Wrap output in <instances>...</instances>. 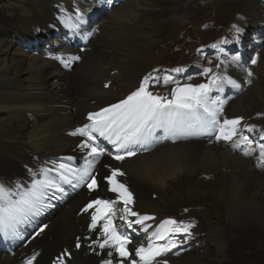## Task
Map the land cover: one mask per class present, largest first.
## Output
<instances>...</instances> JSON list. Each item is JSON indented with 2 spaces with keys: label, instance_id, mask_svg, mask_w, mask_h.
<instances>
[{
  "label": "bare ground",
  "instance_id": "6f19581e",
  "mask_svg": "<svg viewBox=\"0 0 264 264\" xmlns=\"http://www.w3.org/2000/svg\"><path fill=\"white\" fill-rule=\"evenodd\" d=\"M29 1V5H13L22 12L27 31L31 30L28 22L35 20L40 29L49 30L50 24L60 29L45 40L41 50L13 54L8 64L0 65V183L8 187L28 186L38 178L40 166L65 153L82 157L86 151L78 145L83 140L71 133L85 122L87 113L119 102L135 91L149 70V55L157 47L156 34L145 31L154 27L150 14L139 13L143 8L138 0H128L130 5L126 6L113 3L105 17L90 24L88 44L78 47L63 41L69 32L66 19L73 17L72 5L78 0ZM44 3L45 10L41 7ZM5 45L6 41L0 39V53ZM57 51L80 57L71 71L63 72L56 62L47 59ZM260 91L244 89L228 101L226 118L243 117L242 122L247 123L246 118L252 114L249 112L255 110L252 106L264 102V91L263 95ZM111 167L125 173L117 179L133 194V210L155 217L145 222L149 228L163 221L167 207L186 197L213 206L218 217L214 223L205 221L203 229H194L193 237L199 236L198 241L221 249L227 232L264 230V171L258 169L260 165L229 151L215 139L175 144L158 140L147 151H138L123 162L102 158L94 174L98 190L89 192L85 187L42 224L47 227L28 245H20L12 255L0 253V264H13L32 250L39 251L35 264H51L55 254L65 256L66 252L71 257L65 256L66 264H101L103 259H113L105 256L110 249L94 247L92 254L86 250L83 237L90 213L81 212L94 197L114 198L104 179ZM77 238L82 241L80 249L73 247ZM113 257L114 262L117 257ZM166 259L170 264L203 263L199 254Z\"/></svg>",
  "mask_w": 264,
  "mask_h": 264
},
{
  "label": "snow or ice",
  "instance_id": "6c2138e0",
  "mask_svg": "<svg viewBox=\"0 0 264 264\" xmlns=\"http://www.w3.org/2000/svg\"><path fill=\"white\" fill-rule=\"evenodd\" d=\"M98 4L106 3V0H96ZM75 19L78 23L84 22V13L79 7L73 9ZM241 29L237 28L239 34ZM238 42V41H237ZM227 43V41H221ZM215 47V46H214ZM223 52V49H219ZM68 66V58L59 56ZM79 56L71 57V60H79ZM221 60L220 64H224ZM239 56H233L232 61L238 62ZM255 64L256 60L253 59ZM220 65H217L219 68ZM173 72L179 74L185 69L174 68ZM248 76L253 72L246 70ZM206 77V82L196 85L181 84L174 80L172 76H165L163 84L174 83L175 87L170 90V96H162L150 91V87H155L160 83H150L149 78H145L137 89L127 95L119 102L112 103L108 107L102 108L98 112H91L87 115L89 124H84L77 128L71 135L84 137V141L78 145L81 151H86L87 166L83 169H71L66 164H60L58 170L49 169L51 173L55 171V176L46 173L41 174V178L34 179L29 186L22 187L17 184L8 187L0 183V235L19 236L18 227L34 220L49 207L51 201L59 199L56 194H64V184H72L73 180L79 183H86L89 192H96L99 184L92 169L95 168L99 158L105 154L104 149L96 145L98 137L107 138L114 146L115 153L112 158L123 162L126 159L135 157L138 150H148V145L153 139L156 129H164L169 136L178 137L193 131L218 130L217 140L232 141L237 135L238 126L241 125L243 117L223 118L224 106L228 103V98L223 97L225 85H230L234 89H239L240 85L230 76L220 73H213L212 68H205L200 73ZM211 74V75H210ZM105 84V87H108ZM215 93L216 95H213ZM193 121L195 123H193ZM252 130L251 127L248 128ZM264 140V135L260 137ZM241 141L251 147L252 142L247 136L241 135ZM259 156L264 161V144H259ZM247 154V153H246ZM67 159L71 160L72 157ZM105 167H109L105 165ZM125 173L118 167L110 168V175L105 176L107 191L114 193V198L94 197L81 209L82 213H90L91 222L88 225L89 231L100 230L102 242L97 244L101 250L110 249L105 253L106 257H113V251L121 258L119 264H169L166 257L169 253L179 255L180 252H173L180 249L187 238L192 235L191 229L194 224H184L182 221L168 219L163 221L158 230L148 237L147 246L135 247L134 252L129 250V245L133 243L127 232L122 231L117 225L116 217L120 213L119 219L128 229H133L134 225H141L144 232H148L150 225L145 226L146 221L154 220L155 217L141 215L133 210V194L127 185L118 177ZM122 204L123 208H117ZM90 210H92L90 212ZM134 217L135 219H129ZM47 225L42 226L36 235L44 231ZM183 235L184 241H178L175 235ZM81 244L77 242L76 247ZM100 255V253H97ZM70 259V254L65 253ZM35 256L32 257V260ZM113 259H103L101 264H113ZM32 260L29 264H32ZM56 264H64V257H58Z\"/></svg>",
  "mask_w": 264,
  "mask_h": 264
},
{
  "label": "rangeland",
  "instance_id": "374dc122",
  "mask_svg": "<svg viewBox=\"0 0 264 264\" xmlns=\"http://www.w3.org/2000/svg\"><path fill=\"white\" fill-rule=\"evenodd\" d=\"M78 1L80 4H75L90 10V13H95L99 10L95 0ZM138 1L145 11L143 12V10L140 9L139 13L141 12V14H150L149 19L154 26L152 29L149 27L145 31L150 33L152 32V35L156 34L157 37L154 39L155 46L157 47L154 48L149 55L148 69L150 71L153 68H156V66L174 67L176 65L185 63L188 61V57H190L192 62H195L196 58L193 55V50L195 47L198 45L207 44L225 34L230 35L232 33L230 32V24L232 23H239V25L244 26V28L246 27V31L251 28L250 26H253L252 29L254 35L258 37L259 43L261 42V45L258 49L253 50L254 53L258 55L259 61L257 66L251 69L254 77L251 80L250 86H246L243 83L242 78H244V75L238 76V74H240L239 72L242 73L241 70L237 69L235 73L238 81L241 80L243 83L241 91L244 89L259 88L262 90V92H260L263 95L264 0ZM25 3L26 5H29L30 1L0 0V39L6 41L7 44L0 53V65L8 64L13 57V54L14 56H17V53H24L25 51L31 53L36 52V50H41L42 45L45 44V40L48 39L50 35L53 37V34H55L60 29L57 24H50L49 30L40 29L35 25V20L34 23L33 21L28 22L27 26H30L31 30L27 31L26 24H23L21 21L23 16L22 12L19 9H14L16 6ZM85 3L88 4L83 7ZM115 3H118L117 5H119L120 1L117 0ZM14 4H16V6H13ZM122 4L125 6L130 5V3L128 4V0H123ZM45 5L46 3L41 6L44 10ZM112 6V4H107L105 13H101L99 10L98 15L100 13L101 14L94 22L101 19L103 16L105 17L109 13V8ZM27 8L30 9V7ZM41 13L42 11L38 13V16ZM91 28L92 26L89 25L88 31ZM260 35L261 37L259 38ZM247 40H252L250 35H247L246 41ZM32 41L37 43L33 44L31 43ZM257 43L258 42H256V44ZM256 44L254 45L256 46ZM247 64L248 62L246 65ZM252 108L255 110L253 112H249V114H252L247 117V124H249V122H255L257 123L256 125L263 126L264 128V116L263 118L259 119L256 117L258 114H264V102L258 106L254 105ZM258 169H262V171H264L261 167H258ZM85 187L86 185L80 189L78 193L83 191ZM71 198H69L67 201L70 202ZM190 200L191 199L186 197H181L173 205L166 208L162 218L175 219L178 222L192 220L197 225L196 228L200 227L201 229L206 227V223H204L205 221L214 223L218 220V217L213 211V206L208 205L206 202L202 203V201L199 199H192V201ZM65 203H63V205ZM60 207L55 208L44 219L42 218L41 225L53 214H55L56 211L60 209ZM34 231L35 228L31 229V231L29 230V232ZM249 231L250 230L233 233L227 232V237L225 236V246L221 249H218V247L214 244L198 241L197 237L199 236L193 237L192 239L196 240L195 245L189 251H186L177 258L187 254H191L192 256L199 254L202 256V264H264V230L260 232ZM191 236H193V234ZM70 245H72V242Z\"/></svg>",
  "mask_w": 264,
  "mask_h": 264
},
{
  "label": "trees",
  "instance_id": "16d2710c",
  "mask_svg": "<svg viewBox=\"0 0 264 264\" xmlns=\"http://www.w3.org/2000/svg\"><path fill=\"white\" fill-rule=\"evenodd\" d=\"M225 264V263H224Z\"/></svg>",
  "mask_w": 264,
  "mask_h": 264
}]
</instances>
